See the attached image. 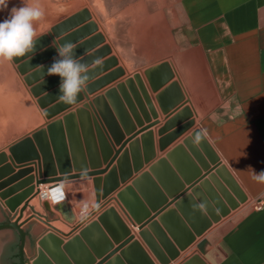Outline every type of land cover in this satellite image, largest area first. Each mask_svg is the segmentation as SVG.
<instances>
[{
  "label": "crops",
  "instance_id": "obj_1",
  "mask_svg": "<svg viewBox=\"0 0 264 264\" xmlns=\"http://www.w3.org/2000/svg\"><path fill=\"white\" fill-rule=\"evenodd\" d=\"M26 2H38L45 13L35 25L55 23L58 10L64 9L67 18L87 8L98 26L97 32L105 36L125 73L93 94L82 92V100L53 118H62L75 107L90 104L93 95L102 94L110 86L114 88L110 98L103 97L109 107L112 130L104 122V126L98 124L88 107L89 119L100 128L99 135L93 127L94 153L86 151L84 134L79 131L86 170L104 172L61 182L65 199L51 203L48 198L37 196L38 208L29 205L26 217L35 213L69 233L73 225L99 205L95 202L93 179H100L102 190L112 171L116 187L107 196L111 200L68 236L32 217L29 222L36 229H30L31 241L27 236L25 257L33 254L32 243L38 247L37 240L50 230L61 238L60 248L70 264H184L188 260V264H264V183L252 178V170L264 171V0ZM14 6H21V0H9L4 9L9 11L7 17ZM88 22L72 26L65 35ZM92 34L84 33L69 40L84 41ZM94 65H88L89 70ZM134 74L139 78H134ZM126 77L130 78L128 84H123L128 103L116 87ZM94 80L89 79L88 84ZM60 83L61 78L55 80L48 93L58 90L59 95ZM57 96L49 106L60 103ZM31 102L34 117L28 120V125L35 128L46 119L36 101ZM201 129L207 131V136L194 145L193 134ZM187 138L189 142L185 143ZM172 150L174 163L166 156ZM5 151L9 156L7 148ZM92 158L96 161L93 165ZM160 158L166 159L177 180L164 164L162 184L154 178L149 167ZM66 163L70 167L68 173H76L67 140ZM29 167L31 172L7 186L28 176L37 177L36 164ZM19 169L14 167L13 173L4 179ZM142 172L149 173L158 189L145 177L141 183L144 197L132 184ZM49 185L39 187L47 190ZM126 186H133L148 212L144 221L149 222L141 229L138 224L132 225L116 201L117 192ZM242 198L244 202H239ZM258 201L263 202L260 209L254 207ZM235 202L239 205L232 208ZM201 203L206 205V211L194 210L193 205ZM0 206L7 217H15L1 201ZM108 207L113 208L129 233L120 227L114 215L108 216L104 224L98 220ZM64 213L70 214L73 221H67ZM91 221L98 227L86 229L82 234V227ZM149 224H155L178 251L175 258L170 259ZM207 224L201 234H195L196 228ZM188 232L194 233L195 238L180 249L178 243ZM131 235L133 238L127 241ZM116 258L118 262H112Z\"/></svg>",
  "mask_w": 264,
  "mask_h": 264
},
{
  "label": "water",
  "instance_id": "obj_2",
  "mask_svg": "<svg viewBox=\"0 0 264 264\" xmlns=\"http://www.w3.org/2000/svg\"><path fill=\"white\" fill-rule=\"evenodd\" d=\"M85 20H89V22L83 27H78L75 31H73L71 35L69 36L67 35L66 37H64L63 40L70 41L69 40L70 37H73V38L81 37L82 34L89 33L90 30L91 31L96 30L97 24L93 20H90V13L87 8H83L79 10L78 12H75L73 15L61 21L58 25L59 27L63 26V29L66 32L68 29L72 28V26H76L77 24ZM90 40L104 41V36L102 33L97 32L95 37H93ZM123 73L124 72L122 71V69H119L118 74L121 75ZM115 76H116V73L114 72V77ZM134 78H139V75L134 74ZM129 81H130V78L126 77L124 82L117 83L116 85L117 89L121 91L122 96L126 103H128V96L123 89V84L125 83L128 84ZM113 91H114V88H111L103 96L100 95L98 97H95L92 101H90V104L87 103V104L82 105L81 107H77L74 111L72 110L69 111L68 113L64 114L61 119L51 121L48 124H46L45 127H40L36 129L35 131H33L31 136L24 137L12 143L11 145H9L8 150H9L10 155L5 156V159L6 158L9 159L10 164H6L0 168V178H2V176L4 175L12 173L14 171L15 166L16 167L18 166V168H22V167L28 166L29 164H36L37 170H38L37 177H32V176L26 177L19 184L17 183L16 185L10 188L1 190L2 185L9 184L10 181L18 179L21 176H24L25 174L32 171V168L31 167L22 168L19 171H17L14 175H12L11 177H8L6 180L0 183V199L2 200V204L6 206L8 212L15 214V217L13 219H10V217L6 216V214L4 213L3 209L0 206V210L2 214L5 217H7L6 220H3L0 223V230H6V229L11 230L15 232L17 236L19 237L18 244H17V254L19 258V264H70L68 260L66 259L65 255L63 254V251L60 248V244L62 241L61 238L58 237L56 234H54L50 230L42 234L41 237L37 240L38 247H36V243L34 242L32 243L33 254L29 258L25 257V253H24L25 240H26L25 237H26L27 230H29L30 232V229L34 225L33 223L29 222L32 217L42 220L49 227V229H52L65 236H68L72 231L79 228L95 212H97L99 209H101L104 205H106V203H108L111 200V198H108L107 196L116 187V182L112 181V177H113L112 171L109 173L107 178H105V182H104L105 185L102 190L100 187V179L99 178L93 179L94 190H95V195H96L95 202L96 204H99V205L91 214L85 216L81 221L73 225L71 228L72 230L69 233H64L63 231L56 228L54 225H52L47 220L41 219V217H39L35 213H32L31 215L26 217L24 220L20 221L27 207L31 205L29 202L34 197H37L40 193L42 196L46 194V192H43L42 189L39 187L40 184L50 183L51 185L47 187V190L49 191L51 195H53L55 189L57 188V185H60L61 182H64L69 179L86 177L92 174H98V173L104 172V171H94V170L87 171L86 170V164L84 162V158L82 154L83 145L81 142L79 131L81 130L82 133L84 134L83 140L85 143L84 146L86 147V151L89 154L94 153L96 142L94 138V133H93L94 128L93 127L95 126V129L99 135H100V131H99L100 128H99V125H97L96 121H94V124H93V121L89 119L90 113L88 111V107H91L93 114H94V118L96 117V119L99 122L98 124H100L101 126H104L103 125V122H104L105 125L108 127V129L112 130V126L110 124L109 107L103 100V97L106 96L110 98L113 95ZM43 98L45 99V97ZM43 98H40L38 102L40 107L47 105L49 100H51V99H47L48 101L47 100L45 101L43 100ZM61 106L63 107L65 105H63L62 103H59L55 105L54 109L47 110L44 112V114L47 117H50L53 113L58 112ZM76 116H77V119H76ZM66 140L68 141L70 152L73 154V160H74L73 166H74V170L76 173H68L70 171V167L66 163ZM100 140L104 142V139L100 138ZM187 141L189 142L188 138L185 139V143H187ZM178 147H176L175 149H177ZM174 150L167 153L166 155L169 159H171L173 163L175 161L174 159H172L171 153ZM194 155L196 156V153H194ZM23 162H28V163H23ZM17 163H20L21 165H16ZM55 163H57L58 169ZM91 163L92 165L96 163L94 158H92ZM163 164L166 166L167 169L170 170L174 179L177 180L175 173L171 171L165 158L158 159L154 164H152L149 167V171L152 173L154 178L160 184H162L161 165ZM58 173L59 175H57ZM145 177L157 189L155 180L149 175L148 172L140 173L132 181V184L135 186V188L140 192V194L143 197L144 195H143V191H142L143 188H142L141 183L143 182ZM28 184H29L28 187L23 188V186H26ZM171 192L172 191H168V193H171ZM101 199H104V201L100 204ZM116 201L118 202V205L123 209V211L128 215V217L130 218L132 222V225L138 224L137 225L138 229H141L146 223L149 222V220L144 221L148 212L144 208L143 202L141 198L139 197L138 193L136 192V190H133V186H126L120 191H118L116 194ZM59 202L60 201H58L57 203ZM239 202H244V198L240 199ZM238 205L239 203L235 202L233 203L232 208H235ZM63 215L67 221L69 222L73 221V217L70 214L64 213ZM111 215H114L116 222L119 225H121L120 227H124L126 231L129 233L128 227L122 222L119 216L114 213V210L112 207L106 208L98 216V220L104 224L106 221V218ZM26 223H28L27 227H23V224H26ZM208 224L202 227L196 228L195 234L196 235L201 234L203 230H205L206 226H208ZM149 225H150L149 227H151L154 230L159 241L163 244V246L169 252L170 259L175 258L178 255V251L172 247L171 243L167 240V238L163 235V233L158 228H156L155 224H149ZM95 227H98L96 222H92V221L88 222L84 227H82V229L84 230H82L81 233L83 234L86 229H91ZM195 234L188 232L187 235L184 237V239H182L178 243L179 248L183 249L188 244H190L194 240ZM173 236L176 238V233L173 234ZM29 238L31 241L32 239L30 236ZM132 238H133V235L129 236L127 241ZM14 239L11 241H14ZM74 239H76V237L73 239H70L69 243H72ZM7 243H5L3 248L7 247ZM14 245H12L13 249H15ZM30 246H31V243H30ZM116 261L118 262V258L112 260V262H116ZM189 262L190 261L188 260L184 264H188Z\"/></svg>",
  "mask_w": 264,
  "mask_h": 264
},
{
  "label": "rangeland",
  "instance_id": "obj_3",
  "mask_svg": "<svg viewBox=\"0 0 264 264\" xmlns=\"http://www.w3.org/2000/svg\"><path fill=\"white\" fill-rule=\"evenodd\" d=\"M174 1L175 0H170V2H174ZM172 5L175 6L176 4L172 3ZM172 12L173 11L171 10L170 13ZM8 13L9 11L7 10L0 11V21L6 19ZM57 13H58V18L57 21H55V23H52L51 25H34L36 34L37 36L40 37L36 42L34 54H30L31 55L30 60L27 57H23V58H15L14 61L11 62L0 61V168L6 164H10V162L9 163L7 162L8 159L7 158L5 159V156H7L5 150L6 148L8 149L9 145L24 137L31 136L32 132L35 131L36 129L40 127H45L46 124H48L49 122L57 120V119H53L54 116H56L65 108L70 107L69 105H65L64 103L60 102L65 106L63 107L61 106L58 112L53 113L50 117H47L44 114L45 111L55 108V105L49 106V102L58 95V90L48 93V90L51 88L55 80H57L58 82L60 78L57 75L49 76L47 74V70L54 62V59L58 58V53L55 45L69 42L63 40L64 37H66L65 30L63 29V26L59 27L58 25L61 21L65 19L64 18L65 11L64 9L58 10ZM90 20H92L91 13H90ZM97 29L98 26L96 27V30H92V31L90 30L88 34H92V33L93 34L92 36L89 37V39L84 41H73V43L77 45L76 53L78 58L85 64L91 65L93 64V61H95L97 58L100 59L105 56L103 61L101 59L102 63L100 65L95 64L94 67H92L88 72V75L90 77L89 79L95 78V80L90 84H88L87 86L86 90L88 94H93L97 92V90L112 83L114 80H116L120 76H123L125 73L123 66L119 64L118 57L112 53L111 45L107 41H105L104 35H103L104 41L90 40L93 37H95L97 33ZM99 33L101 32L99 31ZM98 45H99L98 48L93 49L95 48V46ZM86 52H89V54L85 55L84 53ZM108 69H110L109 72L100 75L99 78L96 77L98 76V74H102L103 72H106V70ZM119 69H122L124 73L119 75L118 74ZM114 72L116 73L115 77H114ZM111 88L113 87L110 86L106 88L102 94L93 95L92 100L100 95L103 96ZM43 97H45V99ZM40 98H43V100L45 101L47 99H51V100H49L47 105L40 107L38 103ZM31 100L36 101L38 107L42 109L44 118L46 119L43 125L37 126L35 128L32 127L30 128L28 125L29 122L28 120L34 117V109ZM80 100H82V94H80V97H78V102ZM84 104L86 103H83L82 105ZM76 108L77 107H75V109ZM27 174H25L24 176H26ZM5 176L6 175L0 178V183L7 179V178L4 179ZM22 180L18 181L17 183L19 184ZM17 183H15L14 185H16ZM12 186L8 187L7 184L2 185L1 190L10 188ZM28 186L29 184L23 186V188H26ZM49 200L50 202L52 201L51 199ZM0 201L2 203L1 199ZM57 202L52 201L51 203H57ZM29 203L32 204L31 202ZM38 203L39 201L37 202V204ZM32 205L33 207L38 208L36 203ZM27 212L28 210L26 209L23 214L24 217L27 216ZM2 218H3V214L0 210V219ZM56 224H60V223L56 222ZM31 229H36V228L35 226H33ZM13 239L14 236L11 230H7V229L0 230V252L2 251L5 243Z\"/></svg>",
  "mask_w": 264,
  "mask_h": 264
},
{
  "label": "clouds",
  "instance_id": "obj_4",
  "mask_svg": "<svg viewBox=\"0 0 264 264\" xmlns=\"http://www.w3.org/2000/svg\"><path fill=\"white\" fill-rule=\"evenodd\" d=\"M9 0H0V11L7 8ZM44 11L38 2H26L21 0V6L12 7L9 16L0 21V61H14L15 58L27 57L34 54L38 38L35 30V22L44 18ZM58 58L54 59L48 68L47 74L57 75L61 78L59 86L60 94L57 99L65 105H74L78 97L86 91L89 81V66L83 63L77 56L73 42H65L55 45ZM94 64L100 65L102 61L97 58ZM42 67V66H39ZM207 136V131L201 129L193 134L192 142L199 145ZM253 171V179L264 183V171ZM194 210L206 211V205L201 203L193 205Z\"/></svg>",
  "mask_w": 264,
  "mask_h": 264
},
{
  "label": "flooded vegetation",
  "instance_id": "obj_5",
  "mask_svg": "<svg viewBox=\"0 0 264 264\" xmlns=\"http://www.w3.org/2000/svg\"><path fill=\"white\" fill-rule=\"evenodd\" d=\"M6 219L7 217L0 219V223ZM12 234L15 238L14 239L15 242L14 241L8 242L7 247H4L2 249V251L0 252V264H19V258L17 254V244H18L19 237L13 231H12ZM27 236H30L29 230H27V233H26V237H25L26 240H27ZM26 240H25V244H26ZM12 245H14L15 249L12 248Z\"/></svg>",
  "mask_w": 264,
  "mask_h": 264
},
{
  "label": "bare ground",
  "instance_id": "obj_6",
  "mask_svg": "<svg viewBox=\"0 0 264 264\" xmlns=\"http://www.w3.org/2000/svg\"><path fill=\"white\" fill-rule=\"evenodd\" d=\"M64 197H65V193H64V191L60 188V189H56V190L54 191L53 196H50L49 198H50L53 202H57V201L63 199ZM46 198H47V197H46ZM38 201H39L38 198H37V197H34L30 202H31L32 204H35V203H36V205H37V202H38Z\"/></svg>",
  "mask_w": 264,
  "mask_h": 264
},
{
  "label": "built area",
  "instance_id": "obj_7",
  "mask_svg": "<svg viewBox=\"0 0 264 264\" xmlns=\"http://www.w3.org/2000/svg\"><path fill=\"white\" fill-rule=\"evenodd\" d=\"M43 185V184H42ZM61 188V185H57V188L56 189H60ZM55 189V190H56ZM42 191L43 192H46V194L44 195V196H42L41 195V193L38 195V197H47L48 199H50L49 197L50 196H53V195H51L50 193H49V191L48 190H44V189H42ZM65 199V198H64ZM63 200V199H62ZM262 205H263V202L262 201H258L256 204H255V208L256 209H260L261 207H262Z\"/></svg>",
  "mask_w": 264,
  "mask_h": 264
},
{
  "label": "trees",
  "instance_id": "obj_8",
  "mask_svg": "<svg viewBox=\"0 0 264 264\" xmlns=\"http://www.w3.org/2000/svg\"><path fill=\"white\" fill-rule=\"evenodd\" d=\"M16 254V253H15Z\"/></svg>",
  "mask_w": 264,
  "mask_h": 264
}]
</instances>
